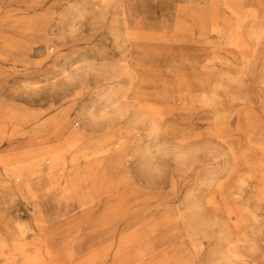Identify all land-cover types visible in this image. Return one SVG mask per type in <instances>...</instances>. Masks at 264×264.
Instances as JSON below:
<instances>
[{"label":"rangeland","instance_id":"374dc122","mask_svg":"<svg viewBox=\"0 0 264 264\" xmlns=\"http://www.w3.org/2000/svg\"><path fill=\"white\" fill-rule=\"evenodd\" d=\"M0 264H264V0H0Z\"/></svg>","mask_w":264,"mask_h":264},{"label":"bare ground","instance_id":"6f19581e","mask_svg":"<svg viewBox=\"0 0 264 264\" xmlns=\"http://www.w3.org/2000/svg\"><path fill=\"white\" fill-rule=\"evenodd\" d=\"M64 122H67V119L65 118H60L58 123H56L54 126L51 124V122H49L48 120V125L50 124L51 128H52V131L55 132V131H58L60 129V127L64 124ZM43 127L46 128V125H43Z\"/></svg>","mask_w":264,"mask_h":264}]
</instances>
